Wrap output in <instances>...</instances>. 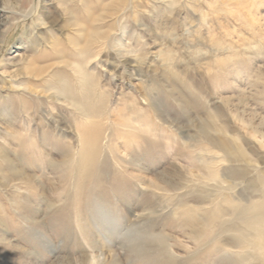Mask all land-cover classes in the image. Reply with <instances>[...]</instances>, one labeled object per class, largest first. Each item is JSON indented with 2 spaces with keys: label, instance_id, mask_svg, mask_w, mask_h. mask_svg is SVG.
<instances>
[{
  "label": "rangeland",
  "instance_id": "obj_1",
  "mask_svg": "<svg viewBox=\"0 0 264 264\" xmlns=\"http://www.w3.org/2000/svg\"><path fill=\"white\" fill-rule=\"evenodd\" d=\"M17 1L0 264H264V0Z\"/></svg>",
  "mask_w": 264,
  "mask_h": 264
},
{
  "label": "bare ground",
  "instance_id": "obj_2",
  "mask_svg": "<svg viewBox=\"0 0 264 264\" xmlns=\"http://www.w3.org/2000/svg\"><path fill=\"white\" fill-rule=\"evenodd\" d=\"M41 1H45V0H41ZM57 1H61V0H57ZM15 3H16V5H18L17 3H18V1L17 0H15ZM1 4H2V6H1V11L4 13V14H8L9 12V10H10V8H15V7H10L11 5L9 4V0H1ZM9 9V10H8ZM10 14V13H9ZM12 14V13H11ZM7 17H4L3 19H6ZM6 21V20H5ZM31 70H33V69H30V71ZM34 71H36V70H34ZM42 73V71L40 70V71H36V73H35V75L36 76H38L39 74H41ZM88 78V77H87ZM23 91V90H22ZM56 95V94H55ZM31 101V100H30ZM33 101V100H32ZM21 105L22 104H25L23 101H21V103H20ZM74 106H76V105H74Z\"/></svg>",
  "mask_w": 264,
  "mask_h": 264
}]
</instances>
